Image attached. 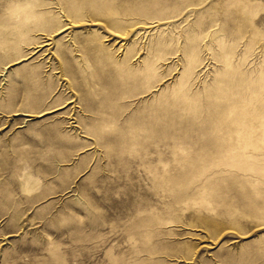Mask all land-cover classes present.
Here are the masks:
<instances>
[{
    "label": "rangeland",
    "instance_id": "rangeland-1",
    "mask_svg": "<svg viewBox=\"0 0 264 264\" xmlns=\"http://www.w3.org/2000/svg\"><path fill=\"white\" fill-rule=\"evenodd\" d=\"M0 264H264V0H0Z\"/></svg>",
    "mask_w": 264,
    "mask_h": 264
}]
</instances>
